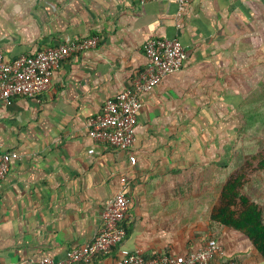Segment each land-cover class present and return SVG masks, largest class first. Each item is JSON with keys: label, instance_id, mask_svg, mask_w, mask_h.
Listing matches in <instances>:
<instances>
[{"label": "crops", "instance_id": "crops-1", "mask_svg": "<svg viewBox=\"0 0 264 264\" xmlns=\"http://www.w3.org/2000/svg\"><path fill=\"white\" fill-rule=\"evenodd\" d=\"M177 11L163 1L0 0L8 61L100 39L63 62L47 92L0 102V155H17L0 183L1 264L60 261L90 243L122 179L131 231L122 248L145 257L185 254L218 235L232 264H264L250 240L210 222L233 175L241 124L260 116L247 109L264 92V0H192L182 21ZM151 38L178 39L184 67L142 96L130 152L93 141L91 124L106 103L148 67Z\"/></svg>", "mask_w": 264, "mask_h": 264}, {"label": "built area", "instance_id": "built-area-1", "mask_svg": "<svg viewBox=\"0 0 264 264\" xmlns=\"http://www.w3.org/2000/svg\"><path fill=\"white\" fill-rule=\"evenodd\" d=\"M161 1L176 4L177 18L182 21L192 0H139L141 4ZM99 42L97 36L72 40L12 61L6 60L0 52V102L10 105L17 97H39L50 90L54 75L63 62L72 56L96 49ZM144 52L149 60L148 67L139 75L133 88L125 89L106 103L103 112L91 124L89 137L93 141L130 152L136 143L142 96L150 93L165 77L180 71L187 60V50L178 39L151 38L144 44ZM16 158L15 153L0 155V183L10 172ZM131 163H136L135 157H131ZM126 181L122 179L121 190L105 203L101 228L90 243L73 250L63 260L45 257L37 264L89 263L97 255L108 254L121 244L127 235L121 223L129 211ZM223 256L225 249L222 244L218 240H210L200 249L189 253L155 254L149 260L140 251L122 248L116 264H210Z\"/></svg>", "mask_w": 264, "mask_h": 264}, {"label": "trees", "instance_id": "trees-1", "mask_svg": "<svg viewBox=\"0 0 264 264\" xmlns=\"http://www.w3.org/2000/svg\"><path fill=\"white\" fill-rule=\"evenodd\" d=\"M247 123L251 122L248 121ZM259 167L264 170V159L259 163ZM246 184L247 172L245 168L229 177L221 188L220 204L212 212L210 222L219 228H228L242 234L250 240L264 259V210L259 203L244 193ZM121 227L126 230L127 238L131 231L128 230L124 221L121 223ZM210 240H218V235L207 237L205 244ZM121 244L113 248L108 254H99L91 262L81 264H94L100 258L119 257L122 249ZM153 257L145 258L149 260ZM218 260L220 261L219 264H232L225 256L214 259L210 264H218Z\"/></svg>", "mask_w": 264, "mask_h": 264}, {"label": "rangeland", "instance_id": "rangeland-1", "mask_svg": "<svg viewBox=\"0 0 264 264\" xmlns=\"http://www.w3.org/2000/svg\"><path fill=\"white\" fill-rule=\"evenodd\" d=\"M264 92L253 94L248 102L249 113L260 111V116L251 123L241 124L235 141V157L233 174L245 168L247 184L244 193L255 200L264 210V170L259 163L264 159V100L259 102Z\"/></svg>", "mask_w": 264, "mask_h": 264}]
</instances>
